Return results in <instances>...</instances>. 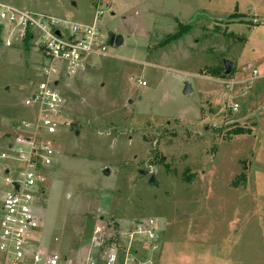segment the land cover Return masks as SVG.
<instances>
[{
  "label": "rangeland",
  "instance_id": "1",
  "mask_svg": "<svg viewBox=\"0 0 264 264\" xmlns=\"http://www.w3.org/2000/svg\"><path fill=\"white\" fill-rule=\"evenodd\" d=\"M0 1L83 23L100 9V33L123 38L60 81L56 153L40 168L39 247L87 264L151 219L156 248L143 235L133 244L149 264H264V0ZM8 37L0 27V151L33 115L23 101L42 62L34 40ZM225 61L230 73L213 76Z\"/></svg>",
  "mask_w": 264,
  "mask_h": 264
},
{
  "label": "built area",
  "instance_id": "2",
  "mask_svg": "<svg viewBox=\"0 0 264 264\" xmlns=\"http://www.w3.org/2000/svg\"><path fill=\"white\" fill-rule=\"evenodd\" d=\"M102 13L96 10L92 23L87 24L22 10L0 1V27L9 34L6 44L28 34L42 56L23 101L33 115L14 128L12 139L0 151V162L10 159L15 164L2 169L9 190L1 201L0 264H69L58 252L45 251L38 245L41 216L37 194L43 182L40 168L50 167L56 153L53 144L64 107L58 89L61 79L84 71L93 58L108 55L107 39L95 25ZM256 77L253 70L250 79ZM138 84L145 86L144 82ZM233 109L236 111L237 105ZM13 168L16 175L10 177ZM139 235L146 237L149 250L156 248L157 229L150 219L134 224L123 236L125 243L115 240L111 247H102L97 257L89 255L87 264H149L148 256L140 260L133 250Z\"/></svg>",
  "mask_w": 264,
  "mask_h": 264
},
{
  "label": "water",
  "instance_id": "3",
  "mask_svg": "<svg viewBox=\"0 0 264 264\" xmlns=\"http://www.w3.org/2000/svg\"><path fill=\"white\" fill-rule=\"evenodd\" d=\"M107 44L109 46H112V47H120L123 44V38L120 35H118V34H115L113 32H109L107 34ZM223 65H224V68H225L224 74L228 75L230 73V71H231V64L229 62L225 61V62H223ZM191 92L192 91H191L190 86L188 84H185L184 95L190 94ZM104 172H105V174H108V170H105ZM137 174L139 176L145 177V176L148 175V172L144 171V170H138ZM148 183L151 184V185H155L156 184V180H155V176L154 175H150L149 176Z\"/></svg>",
  "mask_w": 264,
  "mask_h": 264
},
{
  "label": "trees",
  "instance_id": "4",
  "mask_svg": "<svg viewBox=\"0 0 264 264\" xmlns=\"http://www.w3.org/2000/svg\"><path fill=\"white\" fill-rule=\"evenodd\" d=\"M27 39L25 40V46H27L28 47V39L30 38V36L28 35H26L25 36ZM178 37V35H173V36H169V37H167V38H165V40H164V42L163 43H169V42H171L172 40H175L176 38ZM213 76H218V77H224L225 76V74H223L222 72H221V70L220 69H216L215 70V73L213 74ZM237 131H240V130H237Z\"/></svg>",
  "mask_w": 264,
  "mask_h": 264
},
{
  "label": "crops",
  "instance_id": "5",
  "mask_svg": "<svg viewBox=\"0 0 264 264\" xmlns=\"http://www.w3.org/2000/svg\"><path fill=\"white\" fill-rule=\"evenodd\" d=\"M79 23H83V22H79ZM88 24V23H87ZM261 77H263L264 78V73L261 75Z\"/></svg>",
  "mask_w": 264,
  "mask_h": 264
}]
</instances>
